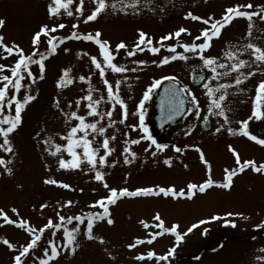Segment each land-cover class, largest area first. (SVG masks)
<instances>
[{"label": "rangeland", "instance_id": "obj_1", "mask_svg": "<svg viewBox=\"0 0 264 264\" xmlns=\"http://www.w3.org/2000/svg\"><path fill=\"white\" fill-rule=\"evenodd\" d=\"M183 2L184 9L194 10L195 14L203 18L212 16L214 19H219L224 13L222 10L221 13L215 11L216 6L214 5H224L223 2L218 3L217 0H183ZM50 3L52 0H0V19L4 21L3 26L0 27V36H3L4 43L18 45L25 54H31L35 49H38L45 55L43 61L45 71L42 78L39 66L37 64L30 65L32 76H24L21 81L23 86L19 93H16L18 98L22 99L26 95H31L33 99L24 105L21 111V122L10 134L12 151L4 152L3 149H0V157L9 161L7 166L12 169V173L8 174L4 166H0V209H3L10 219H24L28 221L29 226L36 229L45 225L49 218L53 223H59L58 212L66 217H74L103 211L99 207H90L95 201L108 195V192L101 182L94 179V171H89L90 166L86 161H83L82 147L75 149L81 154L80 168L61 169L59 167L60 158L72 159L63 147L67 144L63 137L68 135L71 127L79 123L74 118L70 119V113L73 111L84 115L86 122H97L98 127L106 128L103 136L88 129V138L95 137L93 147H99L105 136H115L114 140H110V147L114 151L107 157L108 163L106 165L97 164V168L105 173L104 179L110 188L118 190L127 188L129 191H134L138 188H153L155 190L158 187L174 186L177 192L181 189L187 192L189 183H203L208 177L199 172L200 164L193 157L194 154L178 153L175 155V152L171 151L170 156L166 158L163 150L158 151L150 140L142 139L138 144H131L130 141L139 139L142 135L152 137L148 127L154 122V105L161 85L153 89L149 93V99L144 101L142 111L148 132L143 133L138 127L134 129L132 126L139 125L141 111L139 105L145 92L156 80H162L164 77H174L175 79L172 81L178 82L184 89L186 86L188 95V114L179 124L168 129L170 138L178 140L179 145H193L195 138L213 136L212 134L207 135L202 130L201 125L205 120L204 117H207V120L212 123L213 128L221 125L224 128L229 126L228 122L242 120L250 114V109H246L245 114L244 111L242 114L233 112L235 105L250 106L253 98L251 99L252 95L246 91L236 94L234 99L226 97L223 103L228 116L227 122L222 116L214 114L216 110L210 114L207 110L209 98L204 85L209 84L216 87L220 84H227L230 86L232 83L229 80L232 77L231 72L219 79H210L211 72L203 67L199 55L186 52L182 47H179L177 38L173 37L163 43L159 40L160 37L175 33L183 26L190 31L191 35L181 34L179 44L191 43L196 36L200 35V30L205 26L182 19L183 13L179 14V9H182L180 0H171L169 5L161 3L159 9L161 13L165 11L166 13L163 15L154 13L153 16L136 12L129 7H122L123 2L118 0H108V4H115V7L109 6L93 21H86V17L96 6L93 0H84L81 12L76 11V8L80 6V0H74L70 6L73 12L72 16H67L63 9L58 16L50 15L48 11ZM217 8H220L219 5ZM242 19L244 18L238 17L231 22L232 30H237L238 36L233 44L227 43L229 34L224 32L218 38H213L210 41L211 46L200 55L217 58V64L230 65L233 61L226 59L225 54L243 46L238 43L241 39L240 36L243 35L239 32L241 27L248 23ZM60 23L65 24L63 29L57 28L54 33L50 32L47 36L42 35L39 45L32 44L34 34L42 26L52 27ZM73 25L76 27L73 28ZM97 31L101 33L100 39L108 41L112 50H115V46L121 41L131 50L138 41L139 31H143L152 39L153 45L160 48V52L153 54L146 45H141L143 51H137L134 56H127L126 50L121 49L113 62L128 69H135V71L114 73L105 66V77L102 78L91 62L92 56H96L98 60L102 61L99 45L94 41L72 38L74 32L82 37L86 34L94 35ZM53 36L58 38L54 53L48 45V40ZM59 38L65 39L61 42ZM169 45H177L176 52L182 53L188 59H176L167 64H160L159 61L164 56L173 54L168 51ZM65 48L68 51H64ZM0 55L6 54L0 50ZM238 55L240 59L251 56L250 50L240 52ZM35 58L39 59V56ZM16 59L18 56L14 53L7 59H0V64L10 65ZM137 61L145 63H136ZM65 69L69 70L68 75L73 83L58 87L57 82ZM217 71L225 72L227 69L218 67ZM242 72L243 70L239 74ZM4 74L10 75V72ZM195 74L205 77L204 83L200 87H194L191 84V77ZM82 75L86 77L84 81L79 80ZM105 78L113 84L114 91L115 82L120 81V96L127 106L126 119L122 117L119 105L113 109L112 104L108 101L107 88L103 82ZM165 81L168 80H163L162 83ZM257 81L258 79L254 80V82ZM90 87L93 89V99L104 97L98 111H113L111 119L114 123L111 125L107 116L100 119L99 116L88 115V101L83 97L88 95ZM227 89L223 91H226L230 96L231 92ZM11 94L10 90L9 95ZM220 94V92L216 93L217 96ZM193 95L196 97L198 107L192 102ZM77 100L80 101L79 105ZM12 111L14 114V106ZM197 111H199V116L196 115ZM122 119L123 123H121ZM82 135L83 132L77 133V137ZM223 136L226 137L227 134ZM153 138L156 140L155 135ZM46 141L50 142L46 143ZM156 141L162 144L158 140ZM0 143H2V138H0ZM56 144L62 146L60 152H56ZM125 148L135 152V157L125 152ZM54 152L55 155L52 154ZM153 152L156 154L153 155ZM103 154L104 150L101 148L98 155ZM126 155L130 160L129 163L124 162ZM169 158L171 164H165L164 161ZM47 179L67 183L70 187L66 189L59 185L47 184L45 183ZM208 196L211 198L209 193L206 196L200 195L199 198L192 199L186 198V196L173 197L171 195L121 197L115 204L109 205L112 224L107 223V217L104 220L94 221L93 236L103 237V243H100L98 239L90 240L86 237V221L85 224H79L75 220L72 224L65 221V228L71 229L73 225H78L80 228V232L76 234L79 247L75 252L61 248L64 242V229L53 228L45 230L38 242L39 246L30 253L26 264H39V258L43 256V249L47 248L50 251L49 241L54 242L59 251L55 258L49 260V264H244L245 242L241 239H221L214 234L216 231L223 233L225 227H222V224L225 222L236 223L241 220H204L207 222L199 224L203 218L216 216L208 209L201 211L197 208L200 206L199 204L203 205ZM67 201L73 202L71 206H66ZM41 205L47 206L41 208ZM12 208L18 210L19 217L11 211ZM157 213L164 221L162 228L154 227L159 223L154 220ZM221 213L225 215L227 211ZM141 221L147 223L149 227H144ZM175 224L179 225L177 231L183 235V239L180 241H177L174 233L163 232V228H170ZM193 224H198V227L187 232V229ZM209 229H213V231L208 232ZM155 232L162 234L153 238ZM4 238L19 248L29 241L30 234L15 225L5 223L3 217H0V264H13L12 258L17 252L3 244ZM137 238L143 240L144 243L130 249L128 245L135 243ZM148 240H152V242L148 243ZM209 242H211L209 249L220 245L221 249L218 250L217 256H212L213 254L208 250H204ZM173 248L175 252L167 260L160 261L158 259L161 255H168V252ZM149 251H154L157 258L143 260L136 258L142 254L146 256ZM200 251H203V255Z\"/></svg>", "mask_w": 264, "mask_h": 264}, {"label": "snow or ice", "instance_id": "obj_2", "mask_svg": "<svg viewBox=\"0 0 264 264\" xmlns=\"http://www.w3.org/2000/svg\"><path fill=\"white\" fill-rule=\"evenodd\" d=\"M74 0H52V3L48 6L49 14L52 16H58L61 13V10L63 9L64 13L67 16H72L73 12L71 11L70 6L73 4ZM84 0H80V6L76 8L77 12L82 11ZM93 3L96 5L94 10L86 17V21H93L97 18L99 14L104 12L109 6L115 7V4H108V0H93ZM140 3V0H131V4H123L122 7H135ZM253 8V5L250 3H246L243 5H235L231 7H227L222 14L221 18L214 19L212 16H209L208 18H203L200 16L193 15L191 12L187 13V18H191L195 21H200L207 27L200 30V35L196 36L193 39L192 43H184L179 44V38L181 37V34H187L191 35L190 31L187 28L181 27L178 30L175 31V33H169L163 37H160L159 40L161 43L166 40H170L173 37L177 38V45L179 47H182L186 52H193L199 55L200 60L203 62V67L207 68L211 72L210 79H219L222 76L229 75L230 72L236 71L237 73H240V70L246 66H251L253 64L259 66L261 64H264V46L257 45L256 43L249 42L242 46V48H238L236 51H229L227 52L226 59L232 60L233 62L229 64L225 63H219L217 64V58L215 57H205L203 55H200L204 52L205 49L210 47V41L213 38H218L221 34V31L223 28H225L228 24H230L233 19L238 17L246 18L249 23V32L248 35L251 36V29H252V17L254 15L258 16L261 20H264V6H261V11L259 13H254L250 11H246L244 9H251ZM4 24V21L0 19V27H2ZM65 27V24L60 23L58 25H54L52 27H49L48 25H44L41 27L39 31H37L33 38H32V44L33 45H39L41 42V36H47L50 32L54 33L56 32L57 28L63 29ZM76 25H73V28H75ZM101 33L96 32L93 34H86L84 36H79L75 32L72 34V38L74 39H84L88 41H94L97 45H99V54L102 56V61L98 60L96 56L91 57V62L95 66V68L99 71L100 77H105V66L109 68L114 73H122L129 70L135 71V69H128L125 66L114 63L115 56L119 53L121 49L126 50L127 56H134L137 51H143L144 49L141 47V45H146L148 50L153 53H159L160 48L153 45V41L151 38L148 37V34L139 31L138 34V41L134 44L133 48L131 50L128 49V46L123 42H119L115 46V50L110 49L108 41L101 40ZM57 37L53 36L51 39L48 40V45L50 46V50L54 53L56 50V41ZM62 42L65 38H59ZM199 41V42H197ZM177 45H169L168 51L170 53H173L172 55L164 56L159 63L160 64H167L172 60L181 59V60H187L188 57L183 55L182 53L176 52V46ZM0 50L3 51L6 55H0V59H7L8 56L13 55L14 53L18 56V59L15 60L14 63L10 65L0 64V138H2V143H0V149H3L4 152H11L12 151V145L11 141L9 139L10 134L16 129L18 124L21 122V111L24 107V105L31 101L33 97L31 95H26L22 99L18 98L16 93H19L20 89L22 88L21 81L24 79V76L27 75L29 77L32 76L30 65L37 64L39 66V73L42 74L45 71V64L44 59L45 55L43 53H40L38 49H35L31 54H25L23 49H21L16 44H6L4 43L3 36H0ZM250 50V55L252 57L251 61H246L244 59H240L238 53L240 52H247ZM64 51H68L67 48L64 49ZM39 56V59H36L35 57ZM155 62V61H154ZM136 63H145L144 61H137ZM226 68L227 71L225 72H218L217 68ZM5 72H10V75H5ZM69 70L65 69L63 75L58 80L57 84L58 87H63L67 84L73 83V80L68 75ZM241 75H244V78H247L248 76L254 75L253 72L249 71L246 74L241 73ZM241 75H237L235 78V84L239 85L242 83ZM195 79V76H193ZM86 79L85 76H80L79 80L84 81ZM174 77H164L162 80H156L151 87L148 89L147 92H145L143 100H141L139 108L141 109L139 113V125L132 126L134 129L139 128L143 133H147L148 129L144 124V114H143V107H144V101L149 99V93L159 87L162 84L163 80H174ZM201 80H204L205 77L203 75L200 76ZM104 85L107 88V97L108 101L112 104L113 109L116 105H119L121 108V115L124 119L127 118V111H126V105L124 101L121 99L120 96V81L117 80L115 82V91L113 88V84L109 82L107 78L104 79ZM229 85L227 84H220L216 87H212L209 84H205L204 88L206 89V95L209 98L208 103V112L210 114H213V110L215 111V115L222 116L224 118V121H228V116L225 113V106L224 101L226 100L227 93L225 90L228 88ZM12 92L11 95H9V92ZM185 89H177L174 86L165 88V93L170 98V108L172 112H179L183 110L184 100L180 98V92L185 91ZM93 89L90 87L88 91V95L86 97H83V99L87 100V109L88 115L90 116H99L100 119H103L105 116L109 118V124L111 125L114 123L112 121L113 111L109 110L106 112H100L98 111L99 105L104 101V97L101 96L99 99H93L92 96ZM217 92H220L221 94L219 96L216 95ZM192 102L197 105L198 102L196 101V97L192 96ZM80 101L77 100V104L79 105ZM13 106H14V114H13ZM71 106V105H70ZM7 112V114H5ZM196 115L199 116V111L196 112ZM74 118L79 123L73 127H71L68 135L66 137H63L67 144L66 146H63L65 150L68 152V154L72 157L71 160H65L63 158L59 159V167L61 169H78L80 168L82 159L81 154L78 153L75 149L78 147H82V158L83 161H86L87 164L90 166L89 171H94V179L98 182L102 183V186L107 190L108 195L105 197H101L97 201H95L90 207L96 208L99 207L103 209L102 212H92L87 214V216L84 215H76V216H64L60 215L59 212L57 213L59 223H53L52 219L49 218L47 223L40 227L39 229H36L32 226L28 225V221L24 219H17L13 220L8 217V215L4 212L3 209H0V217H3V220L5 223L10 225H15L16 227L25 230L27 233L30 234V239L25 244H22L19 248H16L15 245L9 242L7 238H4L2 240L3 244H5L9 249H15L17 252L16 255L13 256V264H26V259L29 258L30 253L33 252L38 246V242L41 240L43 233L45 230H51L53 228L61 229L63 228V237L64 242L61 245L62 249H67L71 252H75L76 248L79 247V243L77 242L76 234L80 232V228L78 225H73L71 229L65 228L64 223L67 221V223L72 224L73 220L79 222V224H85L86 221V230L85 235L88 239H98L100 243H103V237H94L93 236V226L94 221L96 220H104L107 217V223L112 224L113 220L110 218V212H109V205H113L117 202V200L121 197H133V196H149V195H163V196H189L191 197L194 195L197 191L199 193H204L207 189L211 188L212 186L216 185L218 187H222L225 189L230 188V186L233 183L234 176L238 175L239 173H243L246 169L249 167L252 169V171L256 173H264V162L257 164L256 161L247 159L241 161L240 154L237 152L235 148H233L231 145L228 146L229 151L233 154L235 158V164L236 167L232 169H225V177L223 183H218L217 181H214L211 178V165L207 159H205L204 153L197 148L196 151L200 154V159L202 163L207 167L209 176L208 178L201 184L196 183H189L187 185V192H185L184 189L177 190L173 187H158L157 189L153 188H138L134 191H129L127 188L122 189H116V188H110L107 182L105 181V173L97 168V164L99 165H106L108 163L107 157L112 154L114 149L110 147V140H114L115 136L107 137L105 136L100 143L99 147H93V139H89V133L88 129H91L93 133H96L98 135H104L106 132V128L103 126L98 127L97 122L88 123L86 122V117L84 115H79L77 112L73 111L70 113V119ZM205 120H207V117H204ZM251 119H264V80L260 81V83L257 86L256 89V96L253 100V111L251 116L249 117V120ZM121 123H123V119L121 120ZM241 124L244 126V128H247L248 121H242ZM216 128V132H220L221 128ZM227 131L232 134L234 133V130L232 128H228ZM78 132H83L82 136L77 137ZM243 135L248 136L252 141H255L256 143L264 146V139H260L255 135H252L251 133L247 131L242 132ZM147 139L151 141V144L155 145V148L158 151H162L168 147L166 144H160L157 143L155 139H153L150 135H142L139 139H133L130 141L131 144H138L140 140ZM50 141H46V143H49ZM175 152L181 153L183 149L181 147L173 146ZM56 152H60L62 149V146L60 144L55 145ZM104 150L103 155H98L100 152V149ZM125 152L129 153L132 157H135L136 153L132 152L130 149L125 148ZM55 155L56 153H52ZM153 155L156 153L153 152ZM124 162L129 163L130 160L128 156L126 155L124 157ZM10 162L5 160L3 157H0V166H4V169L8 174L12 173V169L8 167L7 165ZM165 164L170 165L171 159H166L164 161ZM187 167V165H185ZM45 183L47 184H54L59 185L63 188H69L70 185L67 183H63L60 181H57L55 179H47L45 180ZM82 191V190H81ZM73 202L67 201L66 206H71ZM47 205H41V208L46 207ZM11 211L16 214L17 217H19V212L16 208H12ZM227 216H233V215H242L239 213H227ZM212 220L220 219L219 216H213L211 217ZM154 220L158 221L154 227L156 228H162L164 225V221L161 219L159 213H157L154 216ZM207 221L201 220L199 221V224H204ZM141 224L144 225V227H149L147 223L144 221H141ZM198 227V224H193L191 227L187 229V232H191L194 228ZM179 228L178 224H175L171 226L170 228H163V232H170L174 233L176 236L177 241H180L183 239V235L177 231ZM161 232H155L153 234V238L155 236L161 235ZM186 234V233H185ZM148 243H151L152 240H148ZM144 243L143 240L137 238L135 243H130L128 247L134 248L139 244ZM49 244L51 245L50 251L49 249L45 248L43 249V256L39 258V264H49V260L55 258L58 254V248L55 245L54 242L49 241ZM175 252V249H171L168 252V255H161L158 257L160 261L167 260L173 253ZM139 260H143L145 258L147 259H153L157 258L156 253L154 251L147 252L146 256L144 254L136 257ZM258 259H264V257H258Z\"/></svg>", "mask_w": 264, "mask_h": 264}, {"label": "flooded vegetation", "instance_id": "obj_3", "mask_svg": "<svg viewBox=\"0 0 264 264\" xmlns=\"http://www.w3.org/2000/svg\"><path fill=\"white\" fill-rule=\"evenodd\" d=\"M123 2V4H131V0H118ZM218 3L223 2V4H216L215 11L220 12L225 11L227 7L235 6V5H243L246 3H250L253 5L251 9H244L246 11L259 13L261 11V6H264V0H217ZM171 0H140V3L135 7L129 6L131 10H136V12L150 14L151 16L154 13H159L161 15L165 14L161 13L159 9V5L161 3H165L169 5ZM212 5V4H211ZM219 5L220 8H217ZM146 6V8H145ZM180 7L179 14H182V19L184 21L189 22H196L202 24L203 26L207 27L200 21L192 20L191 18H187V13L191 12L193 15L199 16L195 14L194 10H186L184 9V2L180 0ZM221 11V12H222ZM198 12V11H197ZM220 12V13H221ZM201 17V16H200ZM247 25H243L241 27V31L243 35L240 36V43L241 45H245L249 42L256 43L257 45L264 46V20H261L258 16L254 15L252 17V29H251V36L248 35L249 32V23L246 18L242 19ZM183 27V26H182ZM185 28V27H184ZM233 25L230 23L225 28L222 29L221 33L228 32L229 40L227 41L228 44H233L235 42V38H237V30L234 31ZM227 30V31H226ZM66 41L68 39L66 38ZM199 42V41H197ZM192 43V42H191ZM109 44V42H108ZM236 44V43H235ZM252 57H245L244 60L251 61ZM243 70L242 73L246 74L247 72L251 71L254 73L252 76H248L244 78V75L237 73L236 71L231 72V78L229 79L232 81L230 86L228 87L227 91L231 92L230 96L227 94V98L234 99L236 94H240L241 91L247 92L251 94L250 96L251 103L249 107H246L245 104L235 105L233 107V112L242 114L246 113V109H250V114L247 115L242 120H234L228 122L229 126L221 128L220 132H216V128H213L212 123L209 120H204L202 122V130L208 134H212V137H198L195 138V144L193 145H186L182 144L179 145L178 140L171 139L169 134L170 128L175 127L179 122L183 119L178 121L174 125L166 126L160 135L159 131L155 130V121L153 124L148 127L151 131L152 138L155 135L156 140L161 142L162 144L168 145L163 152L166 154L165 157L168 158L170 156V152L174 151L173 146L181 147L183 151L181 153H192L194 154L193 157L199 162L200 168L199 172L203 173L204 176L208 177L209 172L207 167L202 163L200 159V154L196 151L199 148L211 165V178L218 183L224 182L225 172L224 170L232 169L236 167L235 158L233 154L229 151L228 146L231 145L233 148L237 150L240 154L241 161L251 159L256 161L257 164L264 162V146L252 141L248 136L242 134L243 131H247L252 135L257 136L260 139H264V119L256 120L251 119L249 117L253 111V100L256 96V89L260 81L264 80V64L259 66L253 64L251 66H246L240 70ZM198 75V74H195ZM237 75H241L242 83L239 85H235V78ZM194 76V75H193ZM258 77V78H257ZM255 79H258L257 82H254ZM205 80V79H204ZM236 110V111H235ZM189 112V100H188V111ZM185 115V116H186ZM184 116V117H185ZM244 116V115H243ZM183 117V118H184ZM242 118V117H241ZM208 121L209 129L205 130L203 127V123ZM242 121H248L247 128L245 129L244 126L241 124ZM218 128V127H217ZM232 128L234 133L230 134L227 129ZM227 134V136H223ZM154 139V138H153ZM192 144V143H191ZM178 154L175 152V155ZM184 155V154H182ZM197 193V194H196ZM195 195L191 197L186 195V198H199L200 195L206 196L208 193L210 194L211 198L208 196V201L206 200L203 205L199 204L200 206L197 208L199 210H210L213 212L214 215L219 216L220 219L217 220H241L237 221L236 223L233 222H225L222 224V227H225L223 233H219L216 231L214 233L217 237H221V239H241L245 242V252L244 255V264H264V259H258V257H264V173H256L252 171L249 167L243 173H239L238 175L234 176L233 183L230 188L225 189L222 187H218L216 185L212 186L211 188L207 189L204 193H199L198 191ZM217 211V212H216ZM229 213H239L242 215H233L227 216L221 212ZM209 216L207 218H203V220H212ZM213 231V229H209L208 232ZM211 242L207 244L204 250H208L212 256H217V252L220 248L218 245L216 248L209 249ZM201 255H203V251H200Z\"/></svg>", "mask_w": 264, "mask_h": 264}, {"label": "water", "instance_id": "obj_4", "mask_svg": "<svg viewBox=\"0 0 264 264\" xmlns=\"http://www.w3.org/2000/svg\"><path fill=\"white\" fill-rule=\"evenodd\" d=\"M195 79L191 78L192 86L199 87L203 84L204 80L200 79L201 74L194 75ZM175 87L177 89H184L180 86L179 83L175 81H166L164 82L158 91L157 98L155 100V130L159 131L160 135L162 134L166 126L174 125L180 121L188 111V96L186 91L180 92V98L184 100L183 110L179 112H172L170 108V98L165 93V88ZM208 121L203 123L205 130L209 129Z\"/></svg>", "mask_w": 264, "mask_h": 264}]
</instances>
